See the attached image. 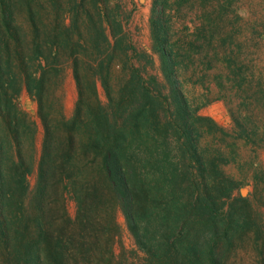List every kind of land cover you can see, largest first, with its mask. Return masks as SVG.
<instances>
[{
    "label": "trees",
    "instance_id": "obj_1",
    "mask_svg": "<svg viewBox=\"0 0 264 264\" xmlns=\"http://www.w3.org/2000/svg\"><path fill=\"white\" fill-rule=\"evenodd\" d=\"M183 1L153 0L143 54L120 0H0V239L27 264H42V187L43 264H264V224L222 169L217 132L228 133L186 93L195 40L175 29ZM66 67L70 115L58 96ZM23 88L43 126L33 189ZM119 210L138 261L116 255Z\"/></svg>",
    "mask_w": 264,
    "mask_h": 264
},
{
    "label": "rangeland",
    "instance_id": "obj_2",
    "mask_svg": "<svg viewBox=\"0 0 264 264\" xmlns=\"http://www.w3.org/2000/svg\"><path fill=\"white\" fill-rule=\"evenodd\" d=\"M120 3L128 18L126 30L132 43L140 53H152L153 0H120ZM178 6L175 2V8ZM182 9L180 14L174 15L178 37L195 40L189 71L185 74L188 77L186 93L189 100L199 106L201 115L211 117L228 133L217 132L219 139H225L224 155L230 159L222 169L239 186L236 194L252 201L255 216L264 224V0H184ZM184 29L187 32L182 33ZM154 58L155 68L149 65L148 74L158 73V55ZM195 68L199 69L197 74H194ZM64 73L58 96L65 114L70 115L77 92L71 69L66 67ZM99 93L105 99L101 88ZM17 103L27 113L33 128V146L25 154L30 153L31 172L27 180L33 189L43 126L37 114V103L24 88ZM208 140H212L209 134L205 136V141ZM68 210L73 217L76 215L74 200H68ZM19 229L25 234L23 225ZM113 232L117 257L121 259L125 253L130 261H138L134 252L136 244L120 210ZM15 253L12 246L6 249L0 239V264H27ZM240 254H244L243 251ZM138 255L141 257L142 253ZM238 259L236 262L243 263Z\"/></svg>",
    "mask_w": 264,
    "mask_h": 264
}]
</instances>
